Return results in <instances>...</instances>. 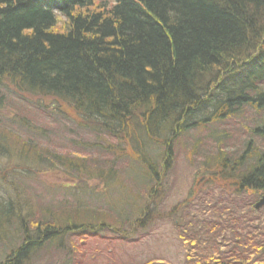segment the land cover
<instances>
[{"label": "trees", "instance_id": "16d2710c", "mask_svg": "<svg viewBox=\"0 0 264 264\" xmlns=\"http://www.w3.org/2000/svg\"><path fill=\"white\" fill-rule=\"evenodd\" d=\"M6 78L51 101L56 112L47 113L65 130H88L96 156L51 150L36 128L29 136L0 130L27 162L16 172L13 160L0 168V264L60 252L64 264H81L78 241L111 233L128 240L147 227L181 136L248 109L263 115L264 0H0V82ZM254 133L264 142V125ZM256 151L253 162L223 168L238 192L203 204L213 215L195 226L185 223L184 264H264V222L255 225L264 209L253 211L252 201L264 194V150ZM53 172L79 184L39 201L27 180ZM132 173L137 179L127 182ZM96 179L102 189L89 191L85 181Z\"/></svg>", "mask_w": 264, "mask_h": 264}, {"label": "rangeland", "instance_id": "374dc122", "mask_svg": "<svg viewBox=\"0 0 264 264\" xmlns=\"http://www.w3.org/2000/svg\"><path fill=\"white\" fill-rule=\"evenodd\" d=\"M47 112H56L55 105L41 95L27 92L18 79L6 78L0 82V130L29 136L28 130L36 128L39 131L36 134L40 136L39 141L51 150L61 154H77L83 158L96 156V151L92 148L94 136L86 132L88 130L72 127L68 129L73 130L72 132L67 131L62 121ZM260 116L254 109H248L240 117L221 116L210 126L181 136L174 149L173 167L161 178L159 191L150 199L149 204H155V208L149 216L147 227L136 229L135 234L128 240L116 238L112 233V237L99 242L88 241L81 244L80 240L78 254L74 258L85 261L81 264H184L187 246L182 242L180 232L186 228L185 223L195 226V220L202 219L198 214L213 215L211 210L205 211L207 214L200 213L198 208L189 210L190 205L197 199L209 198L216 201L222 195L233 196L238 192L235 179H229L231 172L223 168H230L234 163H251L253 158L255 160V155L249 160L254 148L257 153L264 150V142L253 134L255 122ZM220 140L222 145H218ZM128 148L132 149L131 146ZM129 152L134 154L130 150ZM12 153L13 149L6 147L4 139H0V168L5 169L10 158L13 160V157H9ZM218 156L220 163H216ZM126 164L123 162L120 168ZM136 179L133 173L126 178L130 183ZM28 184L30 193L33 192L34 197L40 201L38 195L50 198L48 192L57 197L69 194L67 190L60 192V186L77 185L79 182L74 183L67 176L53 172L44 175L40 182L32 180ZM85 184L89 191L102 189L98 179L85 181ZM0 185H4L1 177ZM1 187L0 192L3 194ZM55 188H58V193L54 191ZM192 192L194 196H190ZM262 195L263 192L260 191L252 201L256 203ZM114 197L118 204L121 199ZM242 197L246 201L249 196L244 194ZM186 202H189L187 206ZM175 212L181 215H176ZM256 216L260 219L255 220V225H261L264 222L263 215L257 213ZM252 218L253 215L250 219ZM15 234L16 232H10L11 236ZM72 242L76 243V240ZM3 251L0 244V253ZM48 256L35 260L33 264H64V253Z\"/></svg>", "mask_w": 264, "mask_h": 264}, {"label": "bare ground", "instance_id": "6f19581e", "mask_svg": "<svg viewBox=\"0 0 264 264\" xmlns=\"http://www.w3.org/2000/svg\"><path fill=\"white\" fill-rule=\"evenodd\" d=\"M259 116H260V114H258ZM258 123L259 124H261V125H264V113H263V115H261L260 117H259V119H258ZM257 121L255 122V124H256V126H257ZM255 126V127H256ZM255 127H254V129H255ZM254 129H253V134H255L254 133ZM256 135V134H255ZM258 136V135H257ZM259 137V136H258ZM260 138V137H259ZM261 139V138H260ZM262 140V139H261ZM17 151V153H12L11 154V157H13V163H14V166H15V168L14 169H12V170H14L15 172H16V168L17 167H20V165L21 164H23V163H25V165H27V162H26V160L23 158V157H21V154H19L18 153V150H16ZM4 156V155H3ZM9 162H12V160L10 159L9 160ZM36 162H39V163H42L41 161H38V160H36ZM11 167H9V169H10ZM20 170V168L18 169V171ZM17 171V172H18ZM19 179H21V178H23V179H25L26 177L23 175V176H21V177H18ZM42 178H44V175H40V174H38V175H34L33 174V177H32V179L31 180H27L28 182H32V180H35L36 182H40L41 180H42ZM54 191L55 192H57L58 193V188H55L54 189ZM48 192V191H47ZM48 195H49V197L50 198H46V199H48V200H52V199H54V198H56L57 197V195H53V194H51V193H49L48 192ZM42 198L44 197V196H42V195H40ZM45 198V197H44ZM211 203V204H214V203H216V204H219V203H217L216 201H213V200H206V199H203V200H197V201H195V202H192V204L190 205V208H189V210H196L197 208H198V210H200L199 212L200 213H204L205 211H207L208 209H212V207L211 206H209L208 208H201V206L203 205V204H206V203ZM189 203V202H188ZM199 216H203V215H201V214H199Z\"/></svg>", "mask_w": 264, "mask_h": 264}, {"label": "water", "instance_id": "95a60500", "mask_svg": "<svg viewBox=\"0 0 264 264\" xmlns=\"http://www.w3.org/2000/svg\"><path fill=\"white\" fill-rule=\"evenodd\" d=\"M262 208H264V196L255 204L254 210H260Z\"/></svg>", "mask_w": 264, "mask_h": 264}]
</instances>
